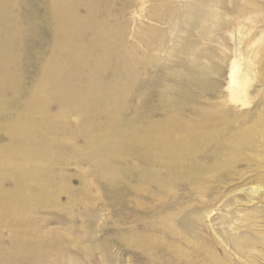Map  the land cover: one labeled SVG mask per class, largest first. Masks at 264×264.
Listing matches in <instances>:
<instances>
[{
  "label": "rangeland",
  "instance_id": "rangeland-1",
  "mask_svg": "<svg viewBox=\"0 0 264 264\" xmlns=\"http://www.w3.org/2000/svg\"><path fill=\"white\" fill-rule=\"evenodd\" d=\"M0 64V264H264V0H0Z\"/></svg>",
  "mask_w": 264,
  "mask_h": 264
},
{
  "label": "bare ground",
  "instance_id": "bare-ground-1",
  "mask_svg": "<svg viewBox=\"0 0 264 264\" xmlns=\"http://www.w3.org/2000/svg\"><path fill=\"white\" fill-rule=\"evenodd\" d=\"M81 1V0H80ZM4 3V2H3ZM8 3V2H7ZM76 3V2H75ZM78 3H80V2H78ZM5 4V3H4ZM64 4V3H63ZM57 5V4H56ZM70 5V4H69ZM55 10V9H54ZM58 10H59V14H58V19H59V21H58V23H59V25H63V27H65V25L66 24H73V23H75V22H71V20L73 21V20H75L73 17H72V15H71V11H69L68 9L66 10H63V8L62 7H58ZM4 11V10H3ZM8 13V12H7ZM53 15V14H52ZM8 16V15H7ZM10 22H11V20H10ZM10 24V23H9ZM105 27V26H104ZM115 27V26H114ZM7 28V27H6ZM77 28V27H76ZM106 28V27H105ZM110 28V27H109ZM107 31V30H106ZM55 32V31H54ZM65 32V31H64ZM83 33V32H82ZM112 33V32H111ZM115 33V32H114ZM9 35V34H8ZM16 35H17V33H16ZM84 35V34H83ZM105 35V34H104ZM67 36H69V34H67ZM113 36V35H112ZM115 36V35H114ZM18 37V36H17ZM114 39V38H113ZM117 39V38H116ZM55 40V39H54ZM61 40V39H60ZM72 41V40H71ZM74 41V40H73ZM73 43V42H72ZM122 45V44H121ZM4 48H6V47H4ZM74 48H76L75 46H73L72 47V52L74 53V54H78V52L77 51H73V49ZM99 49V48H98ZM14 50V49H13ZM69 50V49H68ZM68 50H66V53H68L67 51ZM9 51H11V50H9ZM14 54V53H13ZM12 55V54H11ZM60 55V54H59ZM14 56V55H13ZM3 57V56H2ZM58 57V56H57ZM69 57V56H68ZM127 57V56H126ZM60 58V57H59ZM129 58V57H128ZM4 59V58H3ZM66 59V58H65ZM49 60H51V59H49ZM132 61V60H131ZM53 62V61H52ZM69 62V61H68ZM1 63H2V61H1ZM50 63V62H49ZM14 64V63H13ZM1 65V64H0ZM123 65V64H122ZM118 67V66H117ZM56 68V67H55ZM102 68V67H101ZM127 68H128V66H127ZM52 69V68H51ZM94 69V68H93ZM54 70V69H53ZM88 70V69H87ZM91 70V69H90ZM107 70V69H106ZM127 70V69H126ZM129 70V69H128ZM59 71V70H58ZM55 73V72H54ZM57 73V72H56ZM95 74V73H94ZM54 75V74H53ZM58 76V75H57ZM124 76V75H123ZM55 78V77H54ZM53 81H55V80H53ZM54 83V82H53ZM59 83V82H58ZM91 83V82H90ZM127 83V82H126ZM56 84V83H55ZM76 84V83H75ZM48 86V85H47ZM98 88V87H97ZM62 90V89H61ZM100 90H101V88H100ZM38 92V91H37ZM97 92H99V91H97ZM104 92V91H103ZM117 92V91H116ZM106 93V92H105ZM63 94V93H62ZM113 95H114V93H112ZM64 95V94H63ZM31 97V96H30ZM113 97V96H112ZM34 98V97H33ZM107 98V97H106ZM86 99V98H85ZM90 99V98H89ZM34 100H36V99H34ZM185 100V99H184ZM48 101V100H47ZM112 101V100H111ZM88 104V103H87ZM27 105H28V103H27ZM30 106V105H29ZM89 107V106H88ZM30 108V107H29ZM92 108V107H91ZM97 108V107H96ZM31 109V108H30ZM39 109H41V108H39ZM43 109V108H42ZM41 109V110H42ZM106 110V109H105ZM173 111H175V110H172V112ZM177 111V110H176ZM179 111V110H178ZM171 112V111H170ZM44 116V115H43ZM206 116V115H205ZM163 117V116H162ZM202 117V116H201ZM204 117V116H203ZM211 117V116H210ZM48 118H50V116L48 117ZM196 118V117H195ZM214 118H216V117H214ZM107 119V118H106ZM162 119V118H161ZM160 119V120H161ZM164 119V118H163ZM162 119V120H163ZM198 119V118H197ZM108 120V119H107ZM126 120V119H125ZM199 120V119H198ZM209 120V119H208ZM113 121V120H112ZM118 121V120H117ZM210 121V120H209ZM116 122V121H115ZM165 122V121H164ZM166 122H168V121H166ZM179 122V121H178ZM195 122V121H194ZM205 122V121H204ZM98 123V122H97ZM104 123V122H103ZM199 123V122H198ZM31 124V123H30ZM158 124V123H157ZM165 124V123H164ZM166 124H169V122L168 123H166ZM32 125V124H31ZM126 126V125H125ZM155 126V125H154ZM157 126V125H156ZM177 126V125H176ZM180 126V125H179ZM217 126H220V125H217ZM17 127V126H16ZM21 127V126H20ZM34 127V126H33ZM39 127V126H38ZM161 127H163V126H161ZM181 127V126H180ZM154 128V127H153ZM157 128V127H156ZM159 128V127H158ZM183 128V127H182ZM26 129V128H25ZM57 129V128H56ZM81 129V128H80ZM145 129H146V127H145ZM149 129H150V127H149ZM195 129V128H194ZM201 129V128H200ZM210 129V128H209ZM169 130V129H168ZM15 131V130H14ZM115 131H117V130H115ZM205 131V130H204ZM207 131V130H206ZM33 132V131H32ZM58 132V131H57ZM174 132V131H173ZM187 132V131H186ZM188 133H189V131H188ZM203 133V132H202ZM229 133V132H228ZM31 134V133H30ZM159 134H161V133H159ZM245 135H246V133H244ZM59 135V134H58ZM162 135V134H161ZM165 135V134H164ZM174 135V134H173ZM176 135V134H175ZM207 135V134H206ZM229 135V134H228ZM167 136H169L168 134H167ZM208 136V135H207ZM211 136H213L214 137V135H211ZM235 136H237V135H235ZM241 136H242V134H241ZM244 136V135H243ZM161 137V136H160ZM162 137H163V135H162ZM174 137V136H173ZM238 137V136H237ZM58 138V137H57ZM164 138V137H163ZM162 138V139H163ZM168 138V137H167ZM176 138V137H175ZM187 137H185V139H186ZM219 138V137H218ZM20 139V138H19ZM148 139V138H147ZM151 139V138H150ZM58 140V139H57ZM153 140V139H152ZM165 140H166V138H165ZM168 141H170L171 139H167ZM180 140V139H179ZM242 140V139H241ZM115 141H117V140H115ZM121 141V140H120ZM124 141V140H123ZM189 141V140H188ZM225 141V140H224ZM237 141V140H236ZM27 142V141H26ZM37 142V141H36ZM38 142H39V140H38ZM113 142V141H112ZM157 142V141H156ZM159 142V141H158ZM165 142H167V141H165ZM164 142V143H165ZM187 142V141H186ZM204 142V141H203ZM219 142V141H218ZM160 143V142H159ZM163 143V142H162ZM162 143H160V144H162ZM168 143H170V142H168ZM167 143V144H168ZM192 143V142H191ZM221 143V142H220ZM28 144V143H27ZM102 144V143H101ZM111 144V143H110ZM117 144V143H116ZM153 144V143H152ZM18 145V144H17ZM105 145V144H104ZM170 146L172 145V144H169ZM179 145V144H178ZM127 146V145H126ZM161 146V145H160ZM128 147V146H127ZM126 147V148H127ZM162 147V146H161ZM166 147V146H165ZM202 147V146H201ZM231 147H232V145H231ZM26 148V147H25ZM58 148V147H57ZM180 148H182V147H180ZM233 148V147H232ZM21 149V148H20ZM34 149V148H33ZM161 149V148H160ZM185 149V148H184ZM104 150V149H103ZM175 150V149H174ZM178 150H179V148H178ZM2 151V150H1ZM0 151V152H1ZM4 151V150H3ZM77 151H79V150H77ZM77 151H76V153H77ZM107 151V148H106V150H105V152ZM166 151V150H165ZM165 151H163V153H166ZM168 151V150H167ZM21 152V151H20ZM80 152V151H79ZM89 152V151H88ZM87 152V153H88ZM93 152H95V151H93ZM92 152V153H93ZM185 152H186V150H185ZM2 153V152H1ZM7 153V152H6ZM32 153V152H31ZM81 153V152H80ZM159 153V152H158ZM106 154V153H105ZM154 154V153H153ZM161 154H162V152H161ZM87 155V154H86ZM171 155V154H170ZM187 155V154H186ZM190 155V154H189ZM80 156V155H79ZM165 156V155H164ZM164 156H162V157H164ZM231 156V155H230ZM80 159V158H79ZM96 159V158H95ZM104 159V158H103ZM114 159V158H113ZM36 160V159H35ZM175 161H177V160H175ZM117 162V161H116ZM154 162V161H153ZM165 163H166V161H164ZM171 162H172V160H171ZM118 163H120V162H118ZM196 163V162H195ZM37 165V164H36ZM35 165V166H36ZM95 165V164H94ZM118 165V164H117ZM147 165H148V163H147ZM151 165V164H150ZM165 165V164H164ZM192 165V164H191ZM13 166V165H12ZM159 166V165H158ZM163 166V165H162ZM193 166V165H192ZM198 166V165H197ZM197 166H195V167H197ZM34 167V166H33ZM157 167V166H156ZM161 167V166H160ZM168 167H170L169 165H168ZM177 167V166H176ZM200 167V166H199ZM40 168V167H39ZM144 168V167H143ZM148 168V167H147ZM150 168V167H149ZM18 169V168H17ZM104 169V168H103ZM173 169V168H172ZM201 169H202V167H201ZM11 170V169H10ZM14 170V169H13ZM153 170V169H152ZM36 171V170H35ZM38 171V170H37ZM107 170L105 169V172H106ZM21 172V171H20ZM39 172V171H38ZM185 172V171H184ZM48 173V172H47ZM157 173V172H156ZM169 173V172H168ZM1 174V173H0ZM38 174H40V173H38ZM41 175V174H40ZM110 175V174H109ZM112 175V174H111ZM110 175V176H111ZM8 176H10V175H8ZM106 176H108V173H107V175ZM47 177V176H46ZM112 177V176H111ZM159 177H160V175H159ZM159 177H156V178H159ZM165 177H166V174H165ZM171 177V176H170ZM173 178V177H172ZM11 179V180H10ZM9 180H10V182L13 180L12 179V177L10 178ZM31 179V178H30ZM48 179V178H47ZM108 179V178H107ZM168 179H169V177H168ZM178 180V179H177ZM25 181V180H24ZM122 181V180H121ZM152 181V180H151ZM168 181V180H167ZM179 181V180H178ZM36 182V181H35ZM49 182V181H48ZM115 182V181H114ZM170 182V181H169ZM32 183V182H31ZM47 183V182H46ZM175 183H176V181H175ZM49 184V183H48ZM160 184V183H159ZM163 184V183H162ZM157 185H158V182H157ZM19 186V185H18ZM63 186V185H62ZM167 186V185H166ZM138 188V187H137ZM55 189V188H54ZM139 189V188H138ZM140 189H141V187H140ZM139 189V190H140ZM10 190V189H9ZM49 190V189H48ZM89 190V189H88ZM138 190V191H139ZM20 191V190H19ZM28 191H29V189H28ZM32 191V190H31ZM42 192V191H41ZM85 192V191H84ZM3 193V192H2ZM12 193V192H11ZM30 193V192H29ZM1 194V193H0ZM13 194V193H12ZM35 194H36V192H35ZM14 195V194H13ZM23 195V194H22ZM37 195V194H36ZM86 195H88V194H86ZM85 195V196H86ZM54 196V195H53ZM14 197V196H13ZM31 197V196H30ZM9 198V197H8ZM18 198V197H17ZM12 199V198H11ZM34 200V199H33ZM50 200H52V199H50ZM49 200V201H50ZM55 200V199H54ZM53 200V201H54ZM31 201H32V199H31ZM47 202V201H46ZM7 203H9V202H7ZM15 204V203H14ZM17 204V203H16ZM23 205V204H22ZM37 205H38V203H37ZM19 206V205H18ZM56 206V205H55ZM71 206V205H70ZM9 207V206H8ZM13 208V207H12ZM7 209H9V208H7ZM23 209V208H22ZM29 209V208H28ZM3 211V210H2ZM13 211V210H12ZM28 211V210H27ZM7 212V211H6ZM20 212V211H19ZM25 212V211H24ZM11 214V213H10ZM17 214V213H16ZM25 214V213H24ZM12 215V214H11ZM25 216H28V215H25ZM25 216H23V217H25ZM10 218V217H9ZM20 219V218H19ZM22 219V218H21ZM24 219V218H23ZM15 220V219H14ZM29 220V219H28ZM30 221V220H29ZM13 221H11L10 223H12ZM15 222V221H14ZM13 222V223H14ZM18 222V221H17ZM6 223V222H5ZM16 223V222H15ZM31 223V222H30ZM7 225V224H6ZM1 226V225H0ZM4 226V225H3ZM17 226V225H16ZM14 227V226H13ZM19 227V226H18ZM9 228V227H8ZM15 228V227H14ZM11 230V229H10ZM12 231V230H11ZM29 234V233H28ZM148 238V237H147ZM151 240V239H150ZM37 241V240H36ZM17 243H19V242H17ZM20 244V243H19ZM19 246V245H18ZM20 247V246H19ZM21 248V247H20ZM0 252H2V251H0ZM2 254V253H1ZM23 254V253H22ZM3 257L5 256V255H2ZM35 256V255H34ZM37 256V255H36ZM6 258V257H5ZM32 259H33V257H32ZM8 261V260H7ZM5 262V261H4ZM12 262V261H11ZM27 262V261H26ZM16 263V262H15ZM19 263V262H18ZM21 264V263H20Z\"/></svg>",
  "mask_w": 264,
  "mask_h": 264
}]
</instances>
